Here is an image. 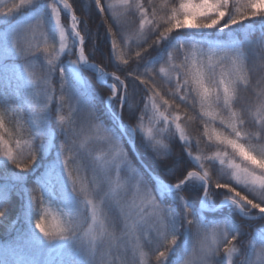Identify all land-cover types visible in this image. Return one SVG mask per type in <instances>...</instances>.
Segmentation results:
<instances>
[{
	"label": "snow or ice",
	"instance_id": "6c2138e0",
	"mask_svg": "<svg viewBox=\"0 0 264 264\" xmlns=\"http://www.w3.org/2000/svg\"><path fill=\"white\" fill-rule=\"evenodd\" d=\"M41 3L49 9L58 39H49L44 15L11 36V51L22 60L20 77L27 86V101L24 107L0 108L4 110L0 159L6 161L0 169V220L7 215L4 205L15 198L23 214L36 213L34 230L44 241L79 245L90 264H98L101 245L95 236L87 238L91 226L85 236L80 234L86 213L102 236L109 228L120 229L124 249L129 243L147 249L155 264H225V259L227 264H264V226L250 232L242 226L251 227L253 217L264 221V38L259 47L254 41L184 39L192 32L225 33L246 22H258L249 33L257 26L264 33V0H117L123 9L111 0L87 4L85 0H0V32L11 27L13 18L35 12ZM95 19L106 30L115 67L102 59L95 61V39L89 42ZM170 41L175 44L165 55ZM89 47L92 51L86 55ZM41 51L46 62L37 66L36 53ZM2 55L6 57L8 50ZM157 56L163 57L158 66L152 63ZM85 69H93L107 85V116L91 105L85 108L74 84L70 91L66 70L80 78ZM254 73H259L256 83L262 90L253 99L246 94ZM54 80L58 88H53ZM189 100L193 106L198 100L202 109L206 105L218 109L224 131L213 127L209 132L211 122L204 121L203 133L192 137L179 123L181 116L173 115ZM65 109L71 113L68 120ZM254 109L259 115L252 114ZM4 113L9 114L11 129L5 126ZM101 116L115 128L107 127ZM122 136L133 144L139 137L145 152L162 166L159 175L144 168L156 177L155 191L129 159ZM213 137L223 147L208 155L202 145L212 151ZM50 151H55L62 170L59 195L67 202V207H60L66 218L52 222L48 214L53 192L47 184L28 188L27 183L18 186L9 178L11 173L23 182L25 177L19 174L42 165ZM189 161H195L196 167ZM218 209L232 216L234 233H229L227 221L205 219ZM249 240L255 244L249 245ZM185 241L187 248L182 251Z\"/></svg>",
	"mask_w": 264,
	"mask_h": 264
},
{
	"label": "trees",
	"instance_id": "16d2710c",
	"mask_svg": "<svg viewBox=\"0 0 264 264\" xmlns=\"http://www.w3.org/2000/svg\"><path fill=\"white\" fill-rule=\"evenodd\" d=\"M112 3L116 4L118 9H123V5L117 3V0H111ZM162 2V0H160ZM69 3H72V0H69ZM85 3H88V0H85ZM75 9V6H74ZM79 15V13H77ZM17 20V18H13V21H10L11 27L7 28L6 31L0 32V36L2 34H6L9 30L13 29L14 26L12 23ZM0 22V24H2ZM258 22H246L244 25L234 26L232 29L225 30V33H219L216 30L207 31L206 35L209 37H214L221 40H228L230 37H236L237 42H250L254 41L255 45L259 47V39L262 37L264 33L259 30V27L252 32L249 33V30L256 26ZM90 33V41L91 39H95L96 48L94 50L95 61L97 63L100 60H104L106 63H111L113 67H115L114 60L110 57V48L111 44L106 34V30L99 22L98 19L94 20V26L91 27ZM200 35L196 32H192L187 34L184 39H195L197 36ZM132 41L129 40L128 44H131ZM175 44V41L166 42L165 45V55L167 51H169ZM127 50V45L125 46V51ZM89 51H92L91 47L86 49L85 54L87 55ZM43 51L38 52L36 55V65L38 66L41 63H45V58L43 56ZM153 54H155L153 52ZM257 63L258 54L256 55ZM163 62V57L157 56L155 61H152L153 64L159 65ZM13 63H17V61L8 60L3 65L0 66V108L10 109L12 107H24L26 106L27 101V86L26 83L17 75L15 72V65ZM85 77L86 81L89 85V90H87V86L83 85L79 81L75 80L73 77L68 76L66 77L69 80L70 84V91L71 85L74 84L78 89L82 97V103L85 108L88 105H91L95 108L98 112H104L105 116L108 115L107 111L105 110L104 99L107 97L108 93L106 91L107 85L101 84L97 80V76L91 70L85 69ZM246 75H248L246 73ZM259 73L251 74L252 79V86L249 89V92L246 95L251 96L253 99L255 95L260 92L262 89L260 86L257 85L256 81L258 79ZM53 88H58L59 85L56 81H53L52 84ZM144 87V86H141ZM243 87V86H242ZM3 109H0V113H3ZM180 115L181 120L179 123L182 127L186 128V131L191 134L192 137L200 135L204 131V121L205 118L201 113V108L199 105L198 100L196 101L195 105L191 100H189L187 106L181 104L179 111L174 112L173 115ZM253 115H259L258 109H254ZM65 119L68 120L71 116V113L65 112L63 113ZM105 116H101V120L106 124L107 127L110 129H114L115 126L111 123L109 119H105ZM261 118H264L262 115ZM4 122L6 128L11 129L13 124L9 119V114L4 113ZM124 123L127 124V116L124 117ZM147 125V122H146ZM119 134V133H118ZM206 139V138H205ZM121 140L124 142L125 147L128 151L129 156L138 166L139 170L144 176L145 181L148 183L149 187L152 188L154 191L157 188V185L154 180H152L151 176L144 171V168L138 163L137 158L135 157L134 153L132 152L131 147L127 143L124 136H122ZM223 146H217L215 140L211 142L212 151H208V149L202 145V148L208 155H214L216 150L222 148ZM136 148L142 158V160L146 163V165L157 175H159L163 168L159 165L151 153H146L144 148L141 146L140 139L136 140ZM179 148L175 149L176 154H179ZM228 152L231 153V149H228ZM195 155V153H194ZM231 158V157H228ZM44 163L39 167L34 165L33 169L29 170V173L26 174H19L25 177L23 182L19 181L15 176L9 174L10 182L15 183L19 186L20 183H27L28 188L34 187L39 182H47L48 174V167L52 166L55 163V151H50L43 157ZM193 167H196L195 161H189ZM236 162H240L239 158H236ZM217 167L219 166V161H216ZM6 164V161L0 159V169H3ZM226 167V165H225ZM8 168H12L11 165H8ZM18 170L13 169V172H17ZM162 180L164 179L163 176H160ZM62 185L61 183L56 182L54 185L53 197L56 196L59 198L57 201L60 204L63 201V197L59 195L61 192ZM163 199V198H162ZM167 199H171L168 197ZM24 203L26 205L27 198H24ZM7 215L5 218L0 220V264H90V261L86 258V251L82 249L79 245L71 244L68 247H65L61 250H53L49 249L48 246L43 244H38L34 240L35 235H39L34 230V218L36 213L33 212L31 215L23 214L18 200L15 198L11 199L10 203L4 205ZM165 207L171 208V204H165ZM217 214V213H216ZM215 214V215H216ZM209 215H213L209 214ZM233 215H236L233 213ZM54 219L50 209L48 214V221L52 222ZM237 223H240V220H237ZM245 232H250L254 228H260L264 226V221H259L256 217L252 218L251 227H249L248 223L242 225ZM114 234L118 237V233L114 232ZM250 241V240H249ZM247 241V242H249ZM99 260V259H98ZM97 260V261H98ZM98 264H114L111 263L110 260L102 262L98 261ZM146 264H155L154 258L151 257L150 253L146 250Z\"/></svg>",
	"mask_w": 264,
	"mask_h": 264
},
{
	"label": "rangeland",
	"instance_id": "374dc122",
	"mask_svg": "<svg viewBox=\"0 0 264 264\" xmlns=\"http://www.w3.org/2000/svg\"><path fill=\"white\" fill-rule=\"evenodd\" d=\"M9 2H10V0H4V3H9ZM41 15H44L46 17V31H47L49 39L52 40L53 42H55L58 39V32H57V29L55 26V22H54V20L51 19L49 9L47 8L45 3H41L37 7V10L35 12H30L27 15L20 16L17 20H15L12 23V25H17V26H14V28L9 30L6 34H2L0 36V66L3 65L8 60L17 61V63H13V64L15 65V68H14L15 72L17 73V75L19 77H20V66L22 65V60L11 51V36L16 31L19 30V27L26 25L28 22L33 21L34 19L38 18ZM66 15H67L66 13H62V16H66ZM62 21H63V17H62ZM0 22H2V21H0ZM68 23L70 24V17L68 19ZM206 32L207 31L196 32L200 35H198L197 38H195V40H206V39L210 38L209 36L206 35ZM262 38H264V34L259 39V43L261 42ZM215 39H217V38H215ZM230 39H234L237 42L236 37H230ZM219 40H220V42H226V40H221V39H219ZM69 46H71V40H69ZM5 49L8 50V55L6 57L4 55H2V53ZM37 54L38 53H36V55ZM43 56L45 58V54H43ZM62 59H64L65 64L68 63L66 60V57H62ZM214 61H215V58H213V62ZM35 63H36V61H35ZM87 70H91L92 72H94L96 74V72L93 69H87ZM216 72H217V76L219 77L220 68H217ZM68 76L73 77L75 80L79 81L80 83H82L85 86L88 85L84 72L81 73L80 78H77L76 73L69 74L66 70V77H68ZM96 76H97V74H96ZM106 79L108 80L109 83H111L110 77H108ZM97 80L102 84V82L98 79V77H97ZM87 90H89V85L87 86ZM217 112H218V109H216L214 106L209 107L206 105L203 109L201 108V113H202L203 117L205 118V120L211 122L209 125V128H208L209 132H211L213 127H215L217 129V131H224V127L222 125H220V123H219L220 117L216 115ZM82 118H84V117H82ZM213 118H215L214 122H213ZM86 139H87L86 137H82V140H84L85 142H86ZM137 139H138V137L136 138V140ZM136 140H135L134 144L132 141L131 142L134 145L135 149L137 150ZM213 140H215L214 137H213ZM121 142L123 144V148H124L125 152L128 154V151L125 147L124 142L122 140H121ZM137 152H138V150H137ZM138 154H139V152H138ZM97 155H99V153H97ZM139 156H140V154H139ZM128 157L132 161V163L138 168V166L135 164V162L132 160V158L129 156V154H128ZM140 159L142 160L141 156H140ZM138 163L141 165L139 160H138ZM47 169L50 172L47 176L48 180H47L46 184L50 190H54L55 183L56 182L60 183L59 178L62 176V170H61L60 166H58L56 164V162L54 164H52V166L48 167ZM141 175H143V174L141 173ZM159 179H161V178H159ZM152 180H153V178H152ZM155 183H156V181H155ZM58 200H59L58 197H56V196L53 197L54 204H52L50 211L56 220L65 219L66 217H63L61 212H60V207H62V208L67 207V202L63 199L64 202H61L60 204H58L57 203ZM218 211H220V212H218L217 214L213 213V215H208L205 217V219L209 223L227 221L226 226L228 228L229 233L230 234L234 233L236 231V228H235L234 223H231L232 216H228L227 213H225L221 209H218ZM205 212H207V210H205ZM113 214L115 215V211L113 212ZM129 223H131V221H129ZM90 226L92 227L93 231H92V233L89 234V236L87 238H91L92 236H95V238H96L95 242L97 244L101 245L99 250L96 253V259L97 260L99 259L98 261L104 262V260H105L108 262V260H110L111 263L113 262L114 264H146V250L147 249H144L138 245H133L131 243H129L127 249H124V247L122 246V242H121V237L123 236V233L120 229H116L114 231L113 229L109 228L107 230L108 234L102 236L100 234V232L98 231V227L92 225L90 215H88L86 213L85 217L80 221V225H79V230H80L81 236H85V234L88 233ZM122 227H123V225H121V228ZM114 232L118 233L117 234L118 237L114 234ZM34 240L36 243L46 245L49 247V249H53V250H61L65 247H68L71 244H73L72 242L66 241V242H56V243L50 245L46 241H44L40 235H35ZM101 241H102V243H101ZM247 243L249 245H252V244H255V241L250 240ZM181 248H182V251L187 248V242L186 241L183 245H181ZM93 251H96V249L94 248ZM86 258L88 261H90V257L87 255V253H86ZM225 264H227V259H225Z\"/></svg>",
	"mask_w": 264,
	"mask_h": 264
},
{
	"label": "water",
	"instance_id": "95a60500",
	"mask_svg": "<svg viewBox=\"0 0 264 264\" xmlns=\"http://www.w3.org/2000/svg\"><path fill=\"white\" fill-rule=\"evenodd\" d=\"M124 138L126 139L127 143L129 144V146L131 147L134 155L136 156V158L139 160V162L141 163V165L144 167V168H148V166L140 159V156L137 152V150L135 149L134 145L132 144L131 140H129L127 138V136H124ZM153 178L154 181H156V177L155 176H151Z\"/></svg>",
	"mask_w": 264,
	"mask_h": 264
}]
</instances>
